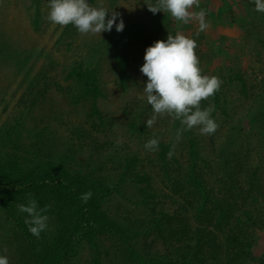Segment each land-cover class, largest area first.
<instances>
[{
  "label": "rangeland",
  "instance_id": "1",
  "mask_svg": "<svg viewBox=\"0 0 264 264\" xmlns=\"http://www.w3.org/2000/svg\"><path fill=\"white\" fill-rule=\"evenodd\" d=\"M229 1L237 8L228 7ZM229 1L200 0V8L192 11L206 10L210 26L199 32L195 21L185 25L167 12H150L147 4L156 0H88L91 6H102L109 14L118 13L116 23L122 19L125 25L122 32L118 33L114 25L111 32L99 36L81 35L71 24L61 27L48 21L49 0H0V156L13 153L10 145H1L6 131L13 141L19 139L26 145L32 140H28V133L36 131L46 134L51 157L63 155L67 166L75 171L86 173L92 168L94 175L107 184L118 179L117 162L126 155H136L143 170L142 165L155 153L145 150L144 144L153 138L159 143L173 140L172 125H181L165 116L147 128L152 110L143 93L147 77L139 69L145 62L146 48L179 32L196 41L201 74L218 76L223 82L216 93V105L215 97L201 102L202 107L211 104L215 109L211 117L219 124L216 133L209 136L199 134L196 128L189 131L199 143L201 156L215 175H219L221 149L232 158L235 154L244 157L239 165L259 164L258 175L264 182V129L256 124L264 119V13L255 11L253 0ZM76 65L96 71L103 94L97 107L104 126L96 116H87V101H73L77 87L67 75ZM130 123L142 127L141 135L130 130ZM262 123L264 127V120ZM75 128L83 136L76 137ZM104 140L111 144L99 147ZM184 147L183 135L173 144L175 155L184 154ZM111 151L120 159L113 157L108 160L111 163L94 169L96 162ZM152 177L158 192L168 193L159 174ZM163 200L160 206L164 210L172 212L176 208L171 201ZM110 206L122 215L131 207L117 197L108 201L106 207ZM7 217L0 210V256H7L9 264H17L15 253L25 247L16 239V229L10 227ZM257 235L252 254L260 257L264 253V230ZM114 244L108 237L100 238L97 258L83 244L73 264H120ZM154 249L163 253L159 242Z\"/></svg>",
  "mask_w": 264,
  "mask_h": 264
},
{
  "label": "trees",
  "instance_id": "2",
  "mask_svg": "<svg viewBox=\"0 0 264 264\" xmlns=\"http://www.w3.org/2000/svg\"><path fill=\"white\" fill-rule=\"evenodd\" d=\"M67 78L77 87L73 101H87L86 115L96 116L104 126L97 107L103 94L96 71L76 65ZM214 97L216 105L217 94ZM263 120L256 123L260 129H264ZM136 124L130 123L129 128L141 135L143 129ZM172 126L173 138L179 126ZM74 132L76 137L83 136L77 128ZM42 134L28 133L32 140L26 145L19 139L13 141L6 131L1 143L13 149L0 156V210L26 248L15 253L17 264H73L83 244L97 258L103 237L115 243L120 264H264V253L260 257L252 254L257 232L264 230V182L258 175L259 164L241 166L244 157L235 154L232 158L221 149L219 175H215L188 131L183 134L184 154L175 155L172 139L163 141L153 159L142 165L143 170L136 155L120 159L114 151L107 152L94 168L101 169L113 157L120 159L118 179L107 184L92 168L86 173L75 171L63 155L51 157L48 139ZM109 144L104 140L99 147ZM156 173L166 182L168 193H159L154 186L152 174ZM89 191L92 197L85 204L80 196ZM29 194L39 207L50 205L48 227L39 238L29 233L24 223L27 214L17 209L18 204L28 203ZM112 197L129 204L130 210L122 215L116 208L108 209ZM163 199L176 208L164 210L160 206ZM157 242L163 245V253L154 249Z\"/></svg>",
  "mask_w": 264,
  "mask_h": 264
},
{
  "label": "clouds",
  "instance_id": "3",
  "mask_svg": "<svg viewBox=\"0 0 264 264\" xmlns=\"http://www.w3.org/2000/svg\"><path fill=\"white\" fill-rule=\"evenodd\" d=\"M255 11L264 13V0H253ZM148 10L153 14L167 12L176 21L187 25L191 22L198 23L199 32L209 28L206 20L207 12L200 8V0H156L155 4L148 3ZM48 21L61 27L73 25L81 35H101L111 32L115 25L116 31L124 30V22L116 20L119 14L108 13L104 7H93L88 0H49ZM111 18L106 20V17ZM197 43L194 39L187 38L179 32L173 36L168 35L167 40H159L145 50L144 64L139 69L147 77L146 86L143 88L151 114L146 120L147 128L153 127L158 118L165 116L179 121V127L174 135L173 144L178 143L185 132L194 128L201 135H213L219 124L211 118L215 111L209 104L202 107V101H208L220 90L222 80L218 76L201 74L200 61L195 49ZM143 98V97H141ZM147 151L155 152L159 149L158 138L150 139L144 144ZM173 155L168 152L169 158ZM92 197V192L83 193L80 199L87 204ZM50 205L39 207L37 201L29 194L28 203L18 204L20 213L27 214L24 223L28 226L29 233L39 238L48 227L49 217L46 213ZM0 264H9L7 256H0Z\"/></svg>",
  "mask_w": 264,
  "mask_h": 264
},
{
  "label": "crops",
  "instance_id": "4",
  "mask_svg": "<svg viewBox=\"0 0 264 264\" xmlns=\"http://www.w3.org/2000/svg\"><path fill=\"white\" fill-rule=\"evenodd\" d=\"M215 1H220V0H215ZM221 1H224V0H221ZM229 1V0H228ZM230 3H228V7L232 8H237L236 5H234L231 1H229ZM241 3V2H240ZM230 4V5H229ZM245 4V3H244ZM240 5V4H239Z\"/></svg>",
  "mask_w": 264,
  "mask_h": 264
}]
</instances>
